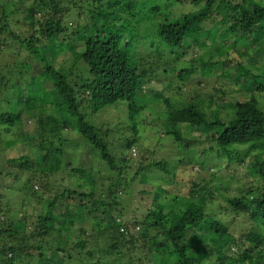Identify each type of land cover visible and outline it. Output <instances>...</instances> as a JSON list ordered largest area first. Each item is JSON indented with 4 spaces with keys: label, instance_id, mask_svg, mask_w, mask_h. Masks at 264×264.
I'll use <instances>...</instances> for the list:
<instances>
[{
    "label": "trees",
    "instance_id": "1",
    "mask_svg": "<svg viewBox=\"0 0 264 264\" xmlns=\"http://www.w3.org/2000/svg\"><path fill=\"white\" fill-rule=\"evenodd\" d=\"M181 3L190 5L187 12L175 10ZM12 15L20 16L24 30H11ZM262 41L264 5L255 0L1 3L0 51L9 49L22 58L0 74V264H117L118 258L109 262L106 256H119L124 247L133 249L141 241L148 244L147 254L154 264H199L212 253L216 262L210 264H229V252L239 249L241 243L251 244L255 250L239 251L237 259L242 264H264V183L246 179L240 194L227 198L236 217L248 216L253 221L245 224L251 229L237 236L222 219L202 209V201L214 199L211 183H194L187 195L173 193L172 201L165 203L164 193L171 190L170 184L176 185L173 170L178 161L170 167L168 160L154 159L155 144L150 140H145L140 154L135 149L140 134L150 136L155 125V119H140V114L160 109L162 104L166 110L160 113L167 114L166 121L172 126L207 128L211 143L207 153L214 151L215 157H226L231 163L242 162L255 151L246 167L256 170L255 176L264 181V103L257 97L264 94V67L263 62H244L250 56L247 43ZM228 44L231 50L227 51ZM74 49L76 56L69 67L65 68L66 60L56 64L59 56H70L69 50ZM233 52L237 60L231 58ZM215 53L224 59L215 60ZM232 62L237 69L235 79L242 81L239 89L245 90L239 93L243 100L236 95L231 111H222L214 85L213 92L204 96L199 86L183 90L188 80L200 75L216 81L222 65ZM34 63L51 89L42 83L35 87V78L29 82L31 76L22 75ZM153 80L162 86L149 89L146 85ZM166 85L171 98L161 90ZM10 95L14 103L8 99ZM180 95L182 105L169 108L172 98ZM118 102L126 104L132 136L122 138L127 154L118 156L116 164L101 128L88 118ZM19 103L25 107L12 110ZM165 131L163 135H182L174 127ZM80 141L98 152L97 166L103 167L99 186L88 177L89 169L71 161L79 150L72 142ZM117 141L121 145L119 137ZM18 146L28 150L6 158L3 148L6 152ZM195 159L191 156L186 164H198L207 171L205 163ZM133 161H140L134 171ZM151 169L170 176L171 181L157 185L143 216L135 212L128 216L133 206L130 186L148 181L140 175ZM105 185L101 196L98 189ZM13 194L19 195V209L9 202ZM21 212L23 221L17 218ZM242 224V220L237 222ZM155 227L165 242L151 240L148 230ZM105 231L109 236L102 247L97 238H103ZM50 238L58 240L52 253L46 246Z\"/></svg>",
    "mask_w": 264,
    "mask_h": 264
},
{
    "label": "rangeland",
    "instance_id": "2",
    "mask_svg": "<svg viewBox=\"0 0 264 264\" xmlns=\"http://www.w3.org/2000/svg\"><path fill=\"white\" fill-rule=\"evenodd\" d=\"M19 1V0H18ZM189 1V0H185ZM237 1V0H234ZM250 0H244V2H248ZM258 1L259 3L264 5V0H255ZM16 2V0H15ZM181 2V0H179ZM183 2V1H182ZM253 3V1H251ZM1 3H6V0H0V12H1ZM167 3V2H166ZM186 3V2H183ZM172 6H170L171 8ZM190 8V5L186 4L177 6V9L175 10H181L186 11V9ZM174 11V10H173ZM172 11V13H173ZM187 12V11H186ZM11 19V25L10 28L11 30H24V26L22 27L19 22L20 16L12 15L10 16ZM22 21V20H21ZM259 34H261L259 32ZM232 40H229L231 42ZM248 54L250 56L248 57L247 61H244L248 65H252L254 62H263V67H264V41L262 42H256V43H250L248 42ZM246 44V45H247ZM77 46H80L79 43H77ZM12 47H15L14 42L12 43ZM50 49V48H49ZM48 49V55L50 56L49 52L52 54V48L49 51ZM226 49L231 50V45L228 44L226 45ZM22 52V51H21ZM200 51L198 52H192V55H198ZM26 52L24 51V54ZM70 56L67 54L61 55L57 58L56 64L63 60H66L65 63V68L69 67L71 63L74 61L73 57L76 56L75 54V49L74 50H69ZM232 54V59L237 60V53L233 52ZM68 56V60L66 59ZM215 58L219 59H224V56L215 53L214 56ZM22 56L18 55L15 53V51L9 50V49H4L3 51H0V74L1 73H7L6 69L7 67H12L15 64V61L21 60ZM35 66L33 69H25L22 73V75L28 77L31 76L29 79V82L31 79L35 78L36 79V84L35 87L39 86L41 83L45 86H47L48 89H51V85L49 82L44 81L43 79L45 78V74H42L40 72L41 69L40 67L36 66V63H34ZM225 69V70H224ZM76 68L73 70L75 71ZM236 66L235 63H229L226 65H222L221 70L219 71V79L216 81L213 80H207L201 77H193L192 79L188 80L189 82L187 85L184 86L183 90L187 92V90H191V88H197L199 86L200 88H203V91L201 94L207 95L213 92V85L219 90L218 94L221 96L219 98V106H221V109L223 112H228L232 110V103L233 100L236 98V95H238L240 100L244 99L243 95H240L239 93L241 91H244L245 88L239 89L241 87L242 81H239L235 79L234 75H236ZM224 71V75H222ZM221 74V75H220ZM19 80H15L14 82L16 83ZM44 81V82H43ZM28 82V83H29ZM264 82V81H263ZM149 89H158L160 85L158 82H155L154 80L150 82V84L146 85ZM163 92L167 91V94H164L165 96L170 97L169 94V89L168 85L163 86L161 89ZM157 94V93H156ZM167 97V98H168ZM179 97V98H178ZM172 98V101H170L169 108H173V104L175 106H181L183 100L182 95ZM259 101L264 103V94L257 95ZM151 98V97H149ZM171 98V97H170ZM8 99H11L14 103L15 100H13V95H10ZM169 99V98H168ZM261 99V100H260ZM172 102V103H171ZM151 105V104H149ZM172 105V106H171ZM23 103H19L12 107V110H17L18 108H24ZM151 108V107H150ZM160 109L156 108H151L148 110L146 113L144 111V114H140V119H147L151 120V118L155 119V125L152 126V130L150 132V136L148 134H140L139 140L136 144L135 149L139 150V154L141 150L145 149V140H150L152 141L155 146V152L153 154L154 159H165L168 160L169 166H175L176 162L177 167L175 166L176 169L173 170L174 172V180H176V185H171L168 187L170 191H166V196L164 197L163 202H168L172 201V196L175 194L178 195H187L189 188L195 183H200L201 185L204 184V182L208 181L209 184L211 183L212 189H214V199L202 201V209L209 215L222 219L227 225H229V228L232 232L235 233V235L239 236L241 232L247 229H251L252 227H249V225L245 224H251V221L248 216H244V218H239L236 217L235 211L231 208V206L226 202L228 197H231L236 194H240L239 187L242 184L250 181L251 179H258V182L260 184H263L264 181L261 180L260 178L256 177V170H249L246 166L249 165V162L253 160V154H255V151H252L249 155L245 156L243 158L242 162H231L228 163V160L226 157H215L214 151H209L207 153V150L211 148V143L210 140H208L207 136V131L206 127H190V126H184V125H177V126H172L170 120L168 122L166 121L167 119V114H163L160 112H165L166 106H162V104L159 106ZM158 111V112H157ZM148 116V117H147ZM90 121H95V125L101 128V134L106 138V141L108 142L109 149L112 152V155L117 158L118 156H123L127 154V150L123 149V143L124 140L122 138H129L132 136V133L128 130L130 125V121L127 117V107L124 102H118L115 103L114 105L107 106L105 109L101 110L99 113L91 116L88 118ZM92 119V120H91ZM162 119V120H161ZM28 126H31L32 123L30 121L26 122ZM169 123V124H168ZM165 124H167L165 126ZM160 127L161 129L160 131ZM174 127L177 131H179L181 136L172 137V135L167 136L163 135L166 128L171 129ZM75 134L79 135L77 131H74ZM104 132H107L106 134ZM104 133V134H103ZM74 135V133H72ZM80 136V135H79ZM120 138L122 140L121 145L118 144L119 142L117 141V138ZM145 137V138H144ZM160 137V140H159ZM77 142L78 139H77ZM80 144H77L76 142H72L74 146H78L79 150H76V153L74 155H71V161L73 165H83L87 169H89L88 172V177L90 180H96L98 183V186L100 183H103V180L99 178L98 174L103 172V167H98L97 166V161L99 160V155L96 149H94L91 145H87L84 141H80ZM134 149V150H135ZM5 148H3V153L6 155V158H10L13 156H19L20 153H24L27 151V147L25 146H18V149H10L6 150L4 152ZM87 151L88 154L85 153ZM37 155V151L35 150ZM133 152V151H132ZM135 153V152H134ZM137 153V152H136ZM148 154V152H147ZM134 155V154H133ZM149 156V154H148ZM199 159V161L205 163V168L207 171L203 170V168H200L198 164L196 165H191V164H186L187 160L190 157ZM5 157V156H4ZM123 158V157H120ZM182 161V162H181ZM118 163V158L116 160V164ZM132 170L134 171L136 169V165L140 163V161L132 162ZM142 163V162H141ZM99 165V164H98ZM228 167V168H227ZM247 168V170H246ZM128 169V168H127ZM98 170V172H96ZM176 170V171H175ZM153 171V172H152ZM214 174V177L212 178L211 182V176ZM114 176H117L115 172H113ZM147 176V177H145ZM149 180L145 181V178ZM244 177L242 180L241 178ZM108 177H105L104 183L106 184V179ZM140 179L144 180L145 182H134L131 186L130 189L132 191V197H133V206H132V211L129 210V213L127 214L128 216H134L132 214L135 212L138 217L143 216V214L146 212V208L149 207V205L152 202V196L153 193L157 190V185H160L161 183L167 182V179L171 181V177L167 176L166 174H161L160 172L158 173L157 170L151 169V173L144 172L143 174L140 175ZM108 181V179H107ZM38 185V184H37ZM39 186V185H38ZM164 186V185H163ZM85 187H88V184H85ZM167 186L165 185V188ZM102 188V186H100ZM107 186H103V189H98V194L103 196V192H106ZM264 192V187L262 188ZM10 204L14 209H19V206L17 203H19V195H10ZM23 213L21 212L17 218H19L20 221H23ZM126 216V218H128ZM237 218L238 221H237ZM242 220V223L246 226L244 228V225L242 224L241 226L237 225V222H240ZM253 223V221H252ZM22 223L18 222L17 227L21 229ZM20 226V227H19ZM259 231H262L261 229H258ZM150 234L149 236H153L151 240H155V242H165L166 240L162 237L161 232L159 228H153L148 230ZM263 232V231H262ZM109 234L105 231L103 233V238L98 237L97 238V245L105 247L106 240ZM56 240L55 238H50L49 241H47L46 246L51 247L52 249L50 250V253H52L54 248L56 247ZM145 241H141L138 244V247L135 248H123L122 252H120L119 256L116 254H112L109 256H106V259L109 260V262H114L115 258H118L117 264H154L153 260H150L151 256L147 254V243H144ZM146 244V245H145ZM244 248L250 249L252 252H254V247L251 244H246V243H241L239 249H232L231 252H229L230 261L229 264H242L238 258L239 251L241 249L244 250ZM95 250V248H94ZM203 263L199 264H210L211 262L209 261H214L216 262V256L215 254H209ZM60 257V255H59ZM115 259V260H113ZM228 264V261H227ZM244 264H249V263H244Z\"/></svg>",
    "mask_w": 264,
    "mask_h": 264
},
{
    "label": "built area",
    "instance_id": "3",
    "mask_svg": "<svg viewBox=\"0 0 264 264\" xmlns=\"http://www.w3.org/2000/svg\"><path fill=\"white\" fill-rule=\"evenodd\" d=\"M136 229H138V226L136 227Z\"/></svg>",
    "mask_w": 264,
    "mask_h": 264
}]
</instances>
